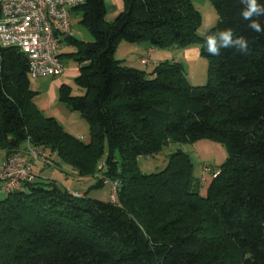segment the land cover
Here are the masks:
<instances>
[{"label": "trees", "instance_id": "1", "mask_svg": "<svg viewBox=\"0 0 264 264\" xmlns=\"http://www.w3.org/2000/svg\"><path fill=\"white\" fill-rule=\"evenodd\" d=\"M211 2L218 21L203 36L193 0H123L110 22L105 0L70 10L80 13L93 40H63L75 47L74 81L82 94L61 83L59 102L84 117L89 141L37 106L27 57L0 47L5 159L30 144L79 176L97 171L118 182L114 202L87 190L75 195L36 173L33 182L1 192L0 264H264V33L247 28L240 0ZM226 29L249 41L247 54L207 53L206 35ZM121 41L151 49L197 46L209 61L207 82L191 84L180 61L151 71L124 65L115 57ZM201 138L227 149L205 194L180 149L161 170L140 171L138 157Z\"/></svg>", "mask_w": 264, "mask_h": 264}, {"label": "rangeland", "instance_id": "2", "mask_svg": "<svg viewBox=\"0 0 264 264\" xmlns=\"http://www.w3.org/2000/svg\"><path fill=\"white\" fill-rule=\"evenodd\" d=\"M109 0H106L109 5ZM194 4L198 8L201 14V21L198 27L197 32L203 36L206 30L212 26H214L218 21L217 12L211 2V0H193ZM115 13L111 12L110 9H107L106 12V20L108 22L112 21L115 17ZM80 13H76L75 11L70 12V22L73 29V35L76 39L84 40V41H92L93 37L88 29H86L83 25L80 24ZM117 47V52L115 57L117 56L122 61L126 59V62L134 60L131 51L130 44L126 41H121ZM174 48V47H172ZM171 51V49H169ZM176 50V49H175ZM75 52V47L71 44L63 45L60 48V59L63 65L70 70L67 77L61 76L59 78L52 76H41L36 79L30 78V87L37 91V99L36 104L39 108H45L50 104L53 107H57L59 104V87L61 82H65L70 85L71 93L73 95L82 94V89L77 87L75 84V70L78 71L77 63L74 60V55H71ZM177 56V55H176ZM145 57V56H144ZM173 58V54L170 53L169 59ZM182 62L183 58H178ZM150 62V59H149ZM148 62V63H149ZM124 63V62H123ZM134 63V62H133ZM208 59L204 57L192 58L190 60H185L183 62V67L186 73V77L188 81L193 85H205L207 82V71H208ZM125 65V64H124ZM144 65V70L151 71L155 67V65ZM134 67V66H133ZM74 70V71H73ZM51 106V107H52ZM63 120H61L62 122ZM63 125L65 129L72 134L79 133H88L89 132V124L87 121L80 115L78 112H73L72 115L66 118L63 121ZM86 126V128H85ZM85 129H87L85 131ZM85 135V134H84ZM83 135V136H84ZM85 138V136H84ZM83 140V139H82ZM207 143L208 147H204L201 144ZM180 149L185 151L192 159L193 162V175L197 178H205L207 183L205 186L200 187V193L205 194L207 185L212 178V173L215 171L214 168H217L222 161H224L227 157V149L225 145L219 141H214L206 138H201L196 141H192L191 143L185 144H170L165 146L163 149L156 153L147 154L141 157H138L137 164L142 173H153L161 170L167 163L168 155L171 151ZM48 152H46L47 154ZM44 166L36 167L38 170L43 171L39 176H48L50 179L56 180L57 184L61 188H65L67 186L74 185L76 187L77 181L73 179V175L71 171L73 170L68 164L60 162L57 164L56 161H53L48 155L44 158ZM58 162V161H57ZM100 165V164H99ZM211 168L210 172H205V168ZM76 173L77 171L74 170ZM35 172V171H34ZM78 177V174H77ZM81 178V182L79 187L76 189H83L88 191V195L90 197H95L101 200H107L109 198L111 185L109 183H105V180H111L107 177H104L100 172L95 171L91 175H82L79 176ZM76 178V177H75ZM89 188V185L92 184ZM104 185V186H103ZM83 192H80L81 195ZM1 197V196H0Z\"/></svg>", "mask_w": 264, "mask_h": 264}, {"label": "built area", "instance_id": "3", "mask_svg": "<svg viewBox=\"0 0 264 264\" xmlns=\"http://www.w3.org/2000/svg\"><path fill=\"white\" fill-rule=\"evenodd\" d=\"M84 0H0V47H15L28 59L31 79L59 76L64 65L59 57L64 39L73 35L70 10ZM149 62V54L141 59ZM46 151L27 144L12 151L0 166V192L17 188L35 179L34 166H44ZM206 167L205 171L210 172ZM216 174V170L212 175ZM111 185L109 198L117 197L116 180H105ZM201 185L205 179L200 178ZM75 195H80L74 192Z\"/></svg>", "mask_w": 264, "mask_h": 264}, {"label": "crops", "instance_id": "4", "mask_svg": "<svg viewBox=\"0 0 264 264\" xmlns=\"http://www.w3.org/2000/svg\"><path fill=\"white\" fill-rule=\"evenodd\" d=\"M109 5L107 4L106 0H105V4H106V7L107 9L109 8L111 12L117 14L122 8H123V0H109ZM121 43V42H119ZM119 43L117 44V47H119ZM130 44V51H131V55L135 58H133L134 60L136 61H130L129 63L126 62V59H123V62L125 65L127 66H131V67H136V68H140V69H144V65L141 63V58L144 57V56H147L149 54V59H150V62L146 64L147 65H158L160 62H164V61H180L182 64L183 62H185V60H190L192 58H197V56L200 57V51H199V47L197 46H193V47H189V48H185V49H181V48H178L176 46H172V47H169V48H165V49H158V48H153L151 49V47L146 44V43H129ZM117 47H116V51H115V55H116V52H117ZM171 49V51L169 50ZM176 49V50H175ZM170 53L173 54V58H170L169 59V55ZM177 55V56H176ZM183 58V62L181 60H179L178 58ZM117 59H120L116 56ZM78 68V67H77ZM74 71V70H73ZM70 70L68 68H66L64 66V70L63 72L57 76L56 78H59L61 76H64V77H67L68 74H69ZM78 74V71L75 70V75ZM66 82V81H65ZM64 82V83H65ZM63 83V82H61ZM34 90V89H33ZM36 91V90H35ZM36 99H37V96H36ZM52 105L50 104L49 106H46L44 109L43 108H40L46 115H50V116H54L58 119V121H60L61 124H63V121L70 117L72 115L73 112L69 111L63 104L59 103L57 104V107H51ZM61 120H63L61 122ZM86 128V126H85ZM87 129H85L86 131ZM72 134V133H71ZM85 134V135H84ZM81 139H83L84 141H89V132L87 133H79L78 135L77 134H73ZM85 138H84V136ZM202 146H204L205 148L208 147V144L207 143H202L201 144ZM51 157L55 158L56 155L55 154H52ZM5 159V155L3 152H0V166L3 162V160ZM223 162V161H222ZM40 165H36L34 166V171L36 173V176L37 177H41V178H49L48 176H39L41 172L43 171H40L38 170L36 167H38ZM206 172V171H205ZM71 174L73 175V179L75 181H77V184L76 187H79L80 183L81 182H78L81 180V178L77 177V173L72 170L71 171ZM76 177V178H75ZM205 179V178H204ZM206 179H205V184L203 186L206 185ZM76 187L74 185H71V186H67L65 188L69 189V190H73L74 192L78 191V193L80 192H83L84 190L83 189H76ZM2 195V193L0 192V196Z\"/></svg>", "mask_w": 264, "mask_h": 264}, {"label": "clouds", "instance_id": "5", "mask_svg": "<svg viewBox=\"0 0 264 264\" xmlns=\"http://www.w3.org/2000/svg\"><path fill=\"white\" fill-rule=\"evenodd\" d=\"M244 5L240 16L247 21V28L255 33H264V25L260 22V17H264V3L258 0H240ZM206 51L210 56H219L222 49H235L240 54H247L249 51V41L243 36L234 37L231 29L217 31L205 37Z\"/></svg>", "mask_w": 264, "mask_h": 264}]
</instances>
